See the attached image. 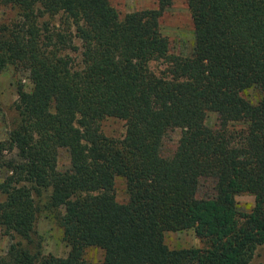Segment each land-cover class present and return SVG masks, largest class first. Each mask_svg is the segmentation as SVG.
I'll return each mask as SVG.
<instances>
[{
	"label": "trees",
	"instance_id": "obj_1",
	"mask_svg": "<svg viewBox=\"0 0 264 264\" xmlns=\"http://www.w3.org/2000/svg\"><path fill=\"white\" fill-rule=\"evenodd\" d=\"M113 1L0 0L19 16L0 23V72L32 84L18 85V121L0 141V228L18 239L0 264H95L92 250L102 264H250L264 245V0H187L190 56L161 32L171 0L124 16ZM112 118L125 122L121 138L103 131ZM205 181L212 193L200 197ZM44 211L65 257L44 252ZM188 230L203 248L167 245L166 233Z\"/></svg>",
	"mask_w": 264,
	"mask_h": 264
},
{
	"label": "rangeland",
	"instance_id": "obj_2",
	"mask_svg": "<svg viewBox=\"0 0 264 264\" xmlns=\"http://www.w3.org/2000/svg\"><path fill=\"white\" fill-rule=\"evenodd\" d=\"M171 5L166 8L162 18L160 19V29L163 35L170 40L171 51L176 55L190 56L194 47L195 28L191 12L188 8L187 0H171ZM113 5L124 16L126 14L154 10L159 8L158 0H114ZM17 11L3 7L0 4V23L10 22L18 19ZM53 23H58L55 21ZM79 45V41H75ZM73 57L76 54L72 55ZM160 63L151 64L152 69L158 71ZM30 91L32 84L29 74L25 71L9 68L0 72V141L7 139L10 131L15 127L18 121V114L15 110V102L18 99V85ZM216 120L215 116L208 119V123L212 124ZM103 131L107 136L121 138L126 131L125 122L118 119H108L103 123ZM181 130L172 131L167 135L164 141L163 151L165 154H171L177 148L181 138ZM5 155H8L5 153ZM59 169L67 170L70 168V155L66 150H60L59 153ZM4 170H1L0 177L4 176ZM213 183L211 181L202 182L200 189V197H205L212 193ZM117 195L120 201L127 200L126 185L123 179H118L116 183ZM45 197L41 204H44ZM239 210L242 213H249L255 205V198L252 195L244 194L237 197ZM38 238L42 237L44 252L53 254L58 257H65L68 248L61 240V229L57 227V223L48 211H44L37 219ZM37 238V239H38ZM12 240L5 236L0 228V257H7V253ZM165 241L171 249H190L203 248L204 244L196 236L193 230L184 232L166 233ZM33 249V248H32ZM90 257L95 264H102L103 253L100 250H92ZM250 264H264V245L257 248L255 255Z\"/></svg>",
	"mask_w": 264,
	"mask_h": 264
}]
</instances>
